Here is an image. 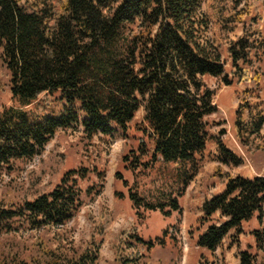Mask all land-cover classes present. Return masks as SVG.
<instances>
[{
	"label": "trees",
	"instance_id": "1",
	"mask_svg": "<svg viewBox=\"0 0 264 264\" xmlns=\"http://www.w3.org/2000/svg\"><path fill=\"white\" fill-rule=\"evenodd\" d=\"M263 15L264 0H0V60L14 103L0 111V170L39 156L58 131L80 128L87 140L125 133L141 110V138L123 163L131 172L172 166L167 180L181 196L212 140L217 90L210 79L244 85L234 136L246 152H264L258 142L264 133ZM217 151L219 165L241 164L222 144ZM90 171L67 170L48 192L27 196L18 206L1 203L0 237L16 222L29 230L63 227L81 207L79 183ZM215 173L224 186L202 204L205 228L196 241L210 256L254 216L261 225L264 220V176H231L219 167ZM102 189L101 183L86 191L99 195ZM127 198L138 223L144 212L180 211L176 198L147 202L133 186ZM104 235L100 222L83 249L39 242L24 256L2 248L0 264H96ZM251 235L254 250L238 252L237 264H264V228ZM131 242L146 251L163 245L161 237L144 241L133 226L123 228L112 244L116 259ZM140 257L121 264H136ZM196 264L216 261L201 254Z\"/></svg>",
	"mask_w": 264,
	"mask_h": 264
},
{
	"label": "rangeland",
	"instance_id": "2",
	"mask_svg": "<svg viewBox=\"0 0 264 264\" xmlns=\"http://www.w3.org/2000/svg\"><path fill=\"white\" fill-rule=\"evenodd\" d=\"M262 30L264 33V25ZM208 84L217 90L216 112L209 119L212 140L198 157V173L181 196L176 195L178 190L176 187L172 188V183L167 180L172 166L156 164L145 171L137 169L131 172L123 163V156L134 149L137 139L141 138L142 134L137 130L143 126L141 110L136 113L125 133L115 130L111 135H98L87 140L83 138L80 128L58 131L39 156L14 161L0 170V204L6 202L18 206L27 196L36 192H48L58 184L67 170L82 167L91 171L88 178L79 183L82 190L81 207L60 228L29 230L24 224L14 223L13 231L0 237V251L9 247L28 256L39 242L48 247L59 243L83 249L94 224L103 222L105 235L101 240L96 264H121L123 259H130L138 254L142 257L136 264H196L201 254L216 261V264H237L238 252L254 250L251 233L264 228V220L261 225L254 216L242 225L239 235L232 233L227 236L215 255L210 256L196 247L198 235L205 228L201 224V206L223 189L222 179L214 175L218 167L231 176H264V152H246L234 136V110L237 96L245 88L244 85L223 86L215 79L208 80ZM10 106H14V103L9 90V74L0 60V111ZM54 108L57 109L56 106ZM27 110L33 111L34 107ZM262 134L258 142L264 147V133ZM217 144H222L231 151L241 160V164L238 167L219 165L215 160L218 155ZM96 173H100L102 177ZM117 173L121 180L115 177ZM123 181H126L127 187ZM101 183L103 189L99 195H88V187L96 189ZM131 186L147 202H165L168 197L176 198L180 211L173 212L170 207H165V211H170L169 215L159 211L144 212L143 222L138 223L135 210L127 198L128 188ZM130 226L135 228L144 241L161 237L163 245H155L146 251L141 245L131 242L129 247L122 248L119 259H116L112 244L120 230Z\"/></svg>",
	"mask_w": 264,
	"mask_h": 264
}]
</instances>
